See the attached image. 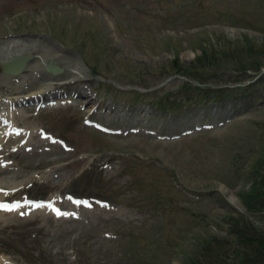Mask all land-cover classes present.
I'll return each instance as SVG.
<instances>
[{
  "label": "rangeland",
  "instance_id": "obj_1",
  "mask_svg": "<svg viewBox=\"0 0 264 264\" xmlns=\"http://www.w3.org/2000/svg\"><path fill=\"white\" fill-rule=\"evenodd\" d=\"M10 37L36 39L85 77L46 87L28 76L18 90L46 87L57 105L17 106L13 123L65 142L35 131L21 148L7 142L0 176L29 178L13 197L53 199L59 211L10 216L0 255L17 264H226L221 247L227 259L243 255L227 250L241 244L233 218L264 229V211L251 212L264 205L247 206L264 195V0H0V41ZM253 79V103L182 102L196 87ZM89 118L112 133L84 126Z\"/></svg>",
  "mask_w": 264,
  "mask_h": 264
},
{
  "label": "bare ground",
  "instance_id": "obj_2",
  "mask_svg": "<svg viewBox=\"0 0 264 264\" xmlns=\"http://www.w3.org/2000/svg\"><path fill=\"white\" fill-rule=\"evenodd\" d=\"M189 54H186L188 57ZM17 57H28V61L25 62V69L21 73L13 71V68L20 66ZM60 61L58 54L52 53L51 50L43 45H40L36 42V39L32 38H23V37H13L9 40L0 41V84H4L7 87V93L5 95H0V131L4 134L7 132L8 140L10 138H17L20 136L24 128L16 127L13 122L11 123L10 114L17 107V104L20 106V103H35L36 101H41L43 94L45 93L46 87L52 85L56 80L64 78L66 75H69L71 79L75 77L76 79H84L83 70L80 65L77 63L74 66H66L60 68L58 62ZM23 66V65H22ZM58 67V68H57ZM1 69L8 71H2ZM16 72V73H14ZM30 76L33 82H44L46 87L41 88L37 91H18L19 88H22L27 80V77ZM59 78H58V77ZM69 79V78H68ZM74 79V78H73ZM64 81V80H63ZM52 87V86H51ZM46 88V89H45ZM49 91V90H47ZM22 105V104H21ZM24 105V104H23ZM40 105V102H37L35 106ZM13 107V109H11ZM10 108V109H9ZM21 108V107H19ZM4 112L7 116L4 115ZM26 135L24 133L20 139L24 138L26 145L29 136L34 133L35 127L30 126ZM4 136V135H3ZM42 136H46L43 134ZM8 144V143H7ZM5 145L3 140L0 139V151L4 149ZM23 147V146H22ZM5 162L0 159V172L3 169ZM2 168V169H1ZM8 177V176H7ZM7 177L0 176V188H7L15 190L19 189L21 184H24L27 179L20 181L7 180ZM10 195L7 191H0V199ZM26 198H22L24 200ZM232 202L234 199L229 198ZM11 204V203H10ZM2 205V204H1ZM3 207V205H2ZM1 207V208H2ZM19 211H22L19 209ZM18 213V212H17ZM16 213V214H17ZM9 211H0V225L7 223V219L12 215H16ZM19 216H23V212L19 213ZM0 264H17L12 262L9 257L0 255Z\"/></svg>",
  "mask_w": 264,
  "mask_h": 264
},
{
  "label": "trees",
  "instance_id": "obj_3",
  "mask_svg": "<svg viewBox=\"0 0 264 264\" xmlns=\"http://www.w3.org/2000/svg\"><path fill=\"white\" fill-rule=\"evenodd\" d=\"M254 70L258 71V67L256 66ZM257 83L258 82L255 81V82H251V83L241 85V86L237 85V86H232L228 88H223L221 90H213V89L204 90V89H199L198 87H196L197 90L192 91L193 94H190V95L183 94L182 95V102L186 104L193 103L191 101L195 102V99L198 97L200 100L198 101L197 104H200L203 106L212 101H221L224 97L232 99L237 96L238 99L242 101H245V102L249 101L250 103H253L261 99V97L253 96V94L251 93L254 91V88H258ZM261 89H263V86H261ZM215 91L223 92V94L219 96L218 92H215ZM158 104L161 108L168 107V104H164L162 102V98L158 100ZM255 175H259V174H257L256 172ZM259 177H261V181L260 180H257V181L263 185L262 182H264V173L262 175H259ZM255 192H257V190ZM250 204H252L253 206L264 205V195L257 193L255 196H250L247 199V206H249ZM251 208H264V206L263 207H251ZM263 211L264 210L257 209L251 212L262 214ZM233 219L234 221H240V224L243 225L240 228L237 227L233 229L231 232L236 235L237 240L241 244L239 243L237 245L235 244V246H233L231 249L228 248L227 250H231V252L233 250L235 254H237V251L240 250L243 253V255L237 257L235 260L234 258L227 259L225 254H223L224 249L222 247L215 248L216 252H218L215 254L216 260L223 261L226 264H263L264 263V229L262 228L261 230H259L256 227L255 228L251 227V229L248 230V226H247L248 222L246 221L245 217L242 216L241 214H238ZM254 242L258 243L259 247L256 249V251L248 253L247 252L248 245Z\"/></svg>",
  "mask_w": 264,
  "mask_h": 264
},
{
  "label": "water",
  "instance_id": "obj_4",
  "mask_svg": "<svg viewBox=\"0 0 264 264\" xmlns=\"http://www.w3.org/2000/svg\"><path fill=\"white\" fill-rule=\"evenodd\" d=\"M28 57H19V58H17V60H20L19 61V64H20V66L19 67H17L15 70L16 71H18L21 67H22V65H23V62L27 59Z\"/></svg>",
  "mask_w": 264,
  "mask_h": 264
},
{
  "label": "snow or ice",
  "instance_id": "obj_5",
  "mask_svg": "<svg viewBox=\"0 0 264 264\" xmlns=\"http://www.w3.org/2000/svg\"><path fill=\"white\" fill-rule=\"evenodd\" d=\"M0 207H2V205H0Z\"/></svg>",
  "mask_w": 264,
  "mask_h": 264
}]
</instances>
